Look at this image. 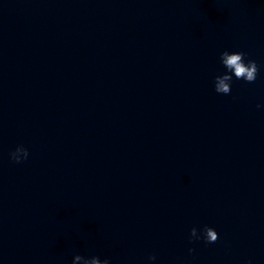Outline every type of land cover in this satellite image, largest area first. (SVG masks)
Here are the masks:
<instances>
[{"label":"water","instance_id":"1","mask_svg":"<svg viewBox=\"0 0 264 264\" xmlns=\"http://www.w3.org/2000/svg\"><path fill=\"white\" fill-rule=\"evenodd\" d=\"M75 254L264 264V0H0V264Z\"/></svg>","mask_w":264,"mask_h":264},{"label":"clouds","instance_id":"2","mask_svg":"<svg viewBox=\"0 0 264 264\" xmlns=\"http://www.w3.org/2000/svg\"><path fill=\"white\" fill-rule=\"evenodd\" d=\"M246 55L247 54L242 51L224 50L220 53L221 63L225 66L227 71L222 75H217L215 77V91L217 93L229 94L231 92L233 75L237 80L242 79L248 83H252L256 80L259 67L255 60L249 59L246 62ZM257 107H261V105H257ZM9 155L14 162L21 163L28 158L29 152L23 145H18ZM192 238L197 240L203 238L207 243H214L218 240L219 236L218 232L213 227L205 226L202 237L197 229L193 227L190 231V239ZM192 251L194 250L189 249V252ZM148 259L149 261H154L156 256L150 255ZM72 264H110V260L109 258L101 259L97 255L84 256L81 254H75ZM247 264H251V260H249Z\"/></svg>","mask_w":264,"mask_h":264}]
</instances>
